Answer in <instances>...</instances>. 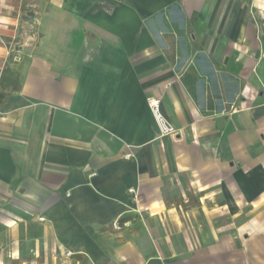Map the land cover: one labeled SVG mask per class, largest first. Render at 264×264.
<instances>
[{"label": "crops", "instance_id": "1", "mask_svg": "<svg viewBox=\"0 0 264 264\" xmlns=\"http://www.w3.org/2000/svg\"><path fill=\"white\" fill-rule=\"evenodd\" d=\"M0 264H264V0H0Z\"/></svg>", "mask_w": 264, "mask_h": 264}, {"label": "built area", "instance_id": "2", "mask_svg": "<svg viewBox=\"0 0 264 264\" xmlns=\"http://www.w3.org/2000/svg\"><path fill=\"white\" fill-rule=\"evenodd\" d=\"M166 131H172L171 128H165Z\"/></svg>", "mask_w": 264, "mask_h": 264}]
</instances>
